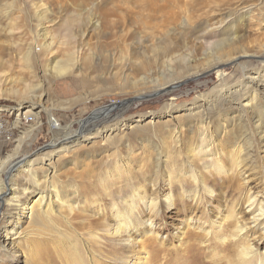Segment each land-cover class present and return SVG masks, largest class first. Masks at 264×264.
Instances as JSON below:
<instances>
[{
  "label": "rangeland",
  "instance_id": "1",
  "mask_svg": "<svg viewBox=\"0 0 264 264\" xmlns=\"http://www.w3.org/2000/svg\"><path fill=\"white\" fill-rule=\"evenodd\" d=\"M200 26L221 33L210 46L189 43L192 69L204 73L155 91L184 69V61L172 60L158 64L166 75L154 72L158 83L139 79L134 62L143 59L144 50L172 43L182 47ZM48 43L51 52L44 48ZM29 50L31 66L25 61ZM229 54L244 60H224L208 69ZM61 62L70 70H56ZM169 71L175 74L170 77ZM24 92L29 93L25 100ZM253 96L264 117V0H0V117L8 130L0 135V162L8 160L7 168L54 150L61 196L78 200L73 228L64 220L59 228L81 234L77 241L89 263L93 253L97 264H119L120 252L103 232L102 219L113 220L118 197L138 188L146 193L140 206L145 218L151 199L159 207L158 214H150L154 233L136 234L148 241L146 264H237L235 218H247L249 196L256 197L257 206L264 204V125L257 128L252 120ZM126 106L124 114L114 116ZM29 113L34 121L26 122ZM109 116L100 123L107 126L102 135L95 125L82 136L87 125ZM31 127L33 135L9 158ZM205 128L207 138L201 142ZM63 130L80 135L68 146L50 148ZM173 135L179 136L177 142ZM249 144L251 156L236 170L232 162L241 154L244 158ZM118 160L123 167L114 171ZM106 177L115 183L107 191L101 186ZM1 178L5 185L11 181L6 173ZM38 191L32 184L23 202L35 204ZM170 192L173 202L164 206ZM18 211L0 196V232L12 225L8 214ZM29 215L28 209L21 213L19 230L36 236L18 239L16 250L0 245V264H68L57 256L56 232L29 225ZM262 232L255 227L245 234L255 245L257 264L264 262ZM97 233L102 237L98 245L92 237ZM36 244L41 250L27 256L25 250Z\"/></svg>",
  "mask_w": 264,
  "mask_h": 264
},
{
  "label": "bare ground",
  "instance_id": "2",
  "mask_svg": "<svg viewBox=\"0 0 264 264\" xmlns=\"http://www.w3.org/2000/svg\"><path fill=\"white\" fill-rule=\"evenodd\" d=\"M43 18L44 16H41V18H39L38 20H41ZM206 26H209V25H206ZM185 35H188V32ZM191 35L193 36V38L190 40V38L186 37L183 40L184 45L182 47L180 45L172 46L173 44H175V43H172L170 45H167L166 47L161 46V45H156L153 47L152 50H149V51L144 50L142 52L143 59L140 61L138 60L139 62H134V68L137 70L136 73L139 79L140 80L144 79L145 81H147L149 78H153L154 72H157V71L159 74L163 76V78H165L166 75L164 72L160 73V67L158 64L160 62H162L161 64H163L164 62H172V60L184 61L185 63L184 69L179 71L180 73L177 74L178 75L177 77L166 80L163 84H159L158 86H156L154 89L155 91H157L160 87H163V86H166L165 88H172L176 81L197 77L200 73H204L205 69L204 70H200L197 68L192 69V65H191L192 52L189 51L190 50L189 43L198 42L199 44L203 46H210L212 44H215V38L220 36L221 33L219 34L218 32L203 31L202 27L200 26V27H197L195 30H193ZM178 46L180 47L178 48ZM44 48L47 51L51 52L53 48V44L48 43L44 46ZM243 52L245 53V51ZM33 54L34 53L32 52V50H29V53L25 57V61L27 62V64L29 63L28 64L29 66H31L30 64L33 61ZM225 58L226 59H223L221 56H219L215 60L216 62L211 64L208 69L214 68L216 65H219L220 63L224 62V60L233 61L235 63H240L242 60H244V57L242 55L233 56L232 54H229V55H225ZM167 65L170 69L171 67H173L172 63H168ZM55 68L56 70L63 72V71L70 70L71 65L70 67H68L67 64L61 62ZM242 69L245 70L246 66H242ZM168 73L170 77H172V75L175 74L174 71L173 72L169 71ZM153 79L157 83L160 80L158 77L156 78L154 77ZM30 86L28 87V89H30ZM41 87L42 85L40 86V88ZM257 87L258 88L260 87L259 84H257ZM257 87H256V90L258 89ZM23 94L24 95H22V98L25 100L29 96V93L24 92ZM253 99H254L253 103L249 106L252 111V120H255L254 123L256 124V127L260 128L261 126L264 125V117L260 114V111H263V110L262 108H259L257 105H255L256 96H253ZM120 102H123V100ZM117 105L118 104H116L115 102L114 107H116ZM123 105L125 104H122V106ZM127 109H128L127 106L124 107L120 112H118L114 116L124 114L125 110ZM33 110H34V107L29 108L27 112L33 111ZM257 110H258V114L257 113L255 114V112L253 111H257ZM111 117L113 116H109L107 117V119L100 120L97 123L95 122L93 124L87 125L82 131V134H83L82 136L86 138V135H89L90 130L95 125L99 126L98 133L102 135V132L106 130L107 126H105L104 124H100V123L103 121H107ZM52 125L55 128V129L53 128L55 132H60V131H57V129L60 128V127L57 128L58 124H55L52 122ZM206 129L208 128H205L204 130H202V137L200 140L201 142H204L207 138L205 134ZM33 131H34V128L31 127L29 129H26L22 133V136L20 137L18 141L17 147L14 149V153L12 155H9V158H13L14 156L18 155L19 148L22 146L25 139L33 135L32 134ZM78 133L79 132L77 131L71 132V130L64 131L62 135L60 134L59 136L56 137V140H59V141L57 143H52V145H50V148L58 147L60 145L68 146V144L78 139L77 137H79L80 135ZM247 134L248 133L241 134V136H243V139H245ZM173 137H176V135L175 136L173 135ZM109 138H110V135L109 137H107V139ZM178 138L179 136L175 138L176 142ZM242 147L241 148L239 147V151H238L239 155L243 151ZM244 150H247L245 152L244 158L243 157L239 158L242 155L241 154L240 156H238V158H234V161L232 162V164L234 163V166L232 167H235L236 170L240 169L239 167L244 159H248L251 156V153H250V151L252 150L251 144L246 146ZM53 152L54 150L45 153L37 161L30 160L28 156L23 157L19 161H17L15 164H13V166L9 164L10 167H7V168H6V164L8 160H3L0 162V196H2V198L4 197L5 204L10 206V208L19 209V211L16 212V214H14V212H11L8 214L9 218L11 219L10 222L12 223V225L9 229H4V231L0 232V245L5 249L12 248L16 250V248H18L16 244V241L18 239H21L22 237L23 240L27 241L29 237L36 236V233H32L30 231L27 232L25 231V229L19 230L20 224L18 223V221L21 220L20 215L25 209H28L30 212V215L28 216L29 225H33L34 227H39L40 230L45 229V230H51V232L52 231L56 232V237L58 238V240L57 239L55 240L59 242V245H58L59 248L57 249L58 252H56L58 254L57 255L58 258L62 259L64 262H67L68 264H90V263L97 264L95 260V254L91 253V262L89 263V261L88 260H87L88 262L86 261V257H84L82 252L80 251L77 237L81 236V234L75 236L73 232L67 230L66 228L65 229H62L61 227H60L61 229L59 228L60 220H64L65 223L71 227L69 229L73 228L72 226L73 215L76 211H78L77 204H76L78 200H76L72 194L70 195L72 197H70L69 195H66L67 198L66 197L63 198L61 196L62 192L60 191L58 183L55 179L57 175H56V167L52 162ZM195 156H196L195 152H193L191 158ZM122 163L123 161L120 162L118 160V166L117 165L114 166L113 170L119 171L120 168L123 167ZM11 166L13 168H11ZM218 168L220 170L226 169L225 165H221V167L218 166ZM228 168H231V167H228ZM40 172H42L41 175L39 174ZM224 172L230 173V171H224ZM2 173H6L10 175L11 181L7 185L3 183V180L1 178ZM11 175H12V178H11ZM198 181L199 180L194 179V182L196 184ZM28 183H30V185L25 186ZM32 184H34L36 188L39 189L38 192L40 196L38 198V201L36 200L37 202L35 204H33L32 206H29L27 205L26 202H23L22 198L25 192H27L30 189ZM114 184L113 182L108 180V178L106 177L103 179L101 186L105 187V191H107L108 188L113 187ZM208 191L212 192V190L210 189H208ZM172 194L173 193L170 192L167 198L164 200V203H163L164 206L166 205L171 206L173 202ZM196 196H198L197 193H196ZM118 198L120 201L119 204H115L112 206V209H115L114 210L115 213L112 216L113 220H111V218L109 220L108 219L109 217L102 219L104 222H106V224L104 225L105 229L103 230V232L108 235L110 243L114 247H116L117 250L120 252V255L117 259L119 264H146L147 257L145 256L147 252H145L146 250L145 247L146 245H148L147 244L148 241H145V240L143 241V239L137 238V235H141L142 233H145L144 234L145 236L146 234L148 235V233H154L152 224L155 219V216H152L150 214L151 212H154V215L158 214L159 212L158 204L157 202L153 201V199L150 200L149 205H148V208L150 209V214L147 215V218H145L146 215L145 213L142 212V209L140 206H141V202H143L144 199H146V193L141 195L139 189L137 188L130 195H122V196H119ZM247 200H248L247 201L248 209L245 210L246 215H248L247 218H244L243 220H241V217L239 216L238 217L236 216L237 218H235L236 219L235 223H236V228H237L238 233L236 234V237H235L236 240H232V241H234L235 245H237L235 247L237 248L236 250L237 251L236 261H238L237 264H257L256 261L259 260L258 258L259 256L258 257L256 256L257 252H256L254 243H252L250 240H247L248 237L245 235L248 233V231L254 230L255 227H260V228L262 227L263 236L261 237V239L264 238V204H263V201L260 202V206H257V203L259 202H257L256 197L252 198L251 196H249ZM251 224H253V226ZM100 234L101 233L92 235L97 245L101 243L100 240L102 239V237ZM52 238H54V236ZM86 244L88 245V242ZM32 247L33 248L30 250H25L26 255L29 257H33L34 255L37 254L38 251L41 250L40 248H38L37 244ZM98 264H99V261H98ZM261 264H264L263 259H262Z\"/></svg>",
  "mask_w": 264,
  "mask_h": 264
},
{
  "label": "built area",
  "instance_id": "3",
  "mask_svg": "<svg viewBox=\"0 0 264 264\" xmlns=\"http://www.w3.org/2000/svg\"><path fill=\"white\" fill-rule=\"evenodd\" d=\"M25 120H26V122L34 121V115H32L31 113L27 114ZM7 131H8L7 130V124L0 117V135L7 132Z\"/></svg>",
  "mask_w": 264,
  "mask_h": 264
}]
</instances>
